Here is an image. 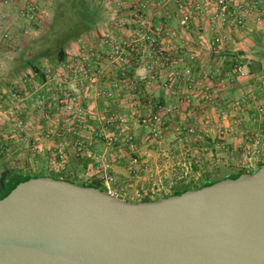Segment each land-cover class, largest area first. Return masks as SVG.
<instances>
[{"label": "built area", "instance_id": "obj_1", "mask_svg": "<svg viewBox=\"0 0 264 264\" xmlns=\"http://www.w3.org/2000/svg\"><path fill=\"white\" fill-rule=\"evenodd\" d=\"M10 1H16L19 13L27 20L26 22L37 25L43 22L45 10L40 6V0H24V4H20L18 0H3L5 3ZM160 1L165 3V0ZM247 1L242 0L238 4H233L231 0H180L177 11L166 10L163 14L164 22L157 25L148 17L149 2H137L133 5L134 20L131 23L140 28L137 34L133 31L131 37L126 38L113 32H105L100 37L103 51L97 52L94 45H88L85 51L71 54L64 63L46 69L45 80L40 83L34 82L33 77L12 81V87L0 97V102L5 101L7 104L6 109L0 113V123L7 125L9 137L25 142L32 138L33 133H38L41 139L53 141H58L64 135H73L76 141L72 143L71 148L79 153L81 134L77 129H84L88 116L90 117L82 98L85 99L91 92L97 97L115 99L124 88L136 89V68L137 79L144 84L146 91L165 75L162 88L172 97L171 101L159 104L157 110L150 114L142 115L136 108L130 113L106 114L101 121V132L95 133L108 144L120 143L127 146L130 155V175L133 176L139 160L133 155L136 148L135 136L126 130L130 123L136 122L137 119L140 126L157 139L162 135V116L179 111L183 100L190 102L193 98V95H186L181 99L179 93L184 91L193 93L199 90L203 92V98L207 103L217 104L212 91L213 86L207 83L214 76H218L219 71L206 68L201 69L203 73L198 72L196 39L182 36L178 27L171 26V20H175L183 32L190 27L194 18L206 20L214 34L209 39L208 46L220 50L232 41L231 31L244 28L247 15L251 11H258L260 6L258 0L252 3ZM118 24L121 28L126 27L125 22ZM198 29L202 30L201 27ZM32 33L34 32H24L25 36L30 37ZM2 37L9 38L10 35L6 31ZM179 53L191 64H187L185 60L179 61L177 58ZM130 71L131 76L128 75ZM113 74L118 78L112 79L109 86H103L102 79H109ZM196 75L201 77L196 79ZM222 75L218 82L222 89L250 76L245 65L238 62H234ZM257 82L264 88V73L258 76ZM247 94L236 98L232 106L243 110L254 99L251 93ZM150 99L144 106L154 105ZM127 100L131 106L136 103L135 96ZM30 110L38 113L44 124L48 123L47 126L44 127L39 119L38 124L34 122L29 116ZM258 111L263 119L259 121L262 128L244 131L237 143V149L243 156L247 169L259 167L264 163V153L259 146L260 139L264 137V103L260 104ZM182 129L186 132L192 131L187 126H183ZM227 134L228 131L220 127L216 139L222 140ZM215 143L219 145L217 140ZM60 146V142L54 145L53 156L62 159L64 155L59 150ZM5 148L6 145L0 141V151ZM84 153L90 154V151L85 150ZM96 162L99 163L96 179L105 185L107 192L115 196L124 195L126 189L115 186L116 177L106 157L100 154L96 157ZM47 163L52 165L53 159L49 158ZM183 178L184 175H180L177 180ZM173 184L174 182H169L168 187L171 188Z\"/></svg>", "mask_w": 264, "mask_h": 264}, {"label": "water", "instance_id": "obj_2", "mask_svg": "<svg viewBox=\"0 0 264 264\" xmlns=\"http://www.w3.org/2000/svg\"><path fill=\"white\" fill-rule=\"evenodd\" d=\"M0 264H264V163L146 202L21 181L0 199Z\"/></svg>", "mask_w": 264, "mask_h": 264}, {"label": "rangeland", "instance_id": "obj_3", "mask_svg": "<svg viewBox=\"0 0 264 264\" xmlns=\"http://www.w3.org/2000/svg\"><path fill=\"white\" fill-rule=\"evenodd\" d=\"M116 1L103 0L104 5L110 7L108 9V14H110V16H108L110 19L117 21V23L125 22L126 27L129 29V26L134 20V11L132 9L133 5L136 4V0H118L120 4ZM173 2L177 3L178 0ZM163 4L167 6L169 2L167 4L162 2L160 6H150L148 17L153 21L162 22L165 12ZM154 10H156V12ZM117 27L119 26H116V28ZM117 29L122 30L121 27ZM178 30L183 34L182 36L187 37V34L179 27ZM40 31L41 30L37 31V33L39 34ZM192 33L191 35L196 34L195 32ZM131 34V32L128 33L126 37L129 35L131 36ZM31 35V37L37 36L34 33ZM29 38L30 36H20L19 43L22 44ZM80 41L79 46L75 50L72 49L70 51H75L76 53L83 50L85 51V48L89 44L84 38ZM4 43L5 41L0 34V78L7 76L8 62L13 57L12 52L5 47ZM242 45L247 47L245 44ZM95 47L97 52L104 50L100 43ZM241 49L247 51V48ZM233 52L238 55L241 54L238 48ZM115 78H118V76L113 74L109 79H102L101 84H103V86L107 84L108 86V83ZM242 88L240 85L229 91L230 95L228 97H231L229 100L225 98L227 102L221 99V97H224V91L217 93L220 97V101H218L216 105L207 103L203 98V92L199 90L193 93L185 91L179 93L178 95L181 96V99L186 95H193V98L190 102L183 100L180 104L179 111L162 116V135L157 139L149 135L146 130L140 126L137 119L136 122L130 123L126 130L129 133H133L135 136L134 144L136 148L133 155H136L139 163L136 167L135 175H133L131 178L132 180L129 181V184H131L130 187L128 186L127 191L129 197L122 194H118L117 196L129 202H136L147 196L156 198L164 193H170L174 187L179 186L181 183L193 186L198 185L203 179L204 172L210 173L211 177H218L225 172L239 169L255 172L258 169L257 166L250 169L245 167L243 156L237 149V143L244 131H248L251 128H256V130L262 128V125H259V121H263V119L258 111V107L261 104L260 98H263L264 93H262V91L250 92L252 95H255V98L251 100L248 106L243 110H238L232 106V102L236 98L245 95L244 92H241L243 90ZM152 89L153 88H150L148 91ZM160 91H158L157 88L153 89L155 95H162L163 101L164 99L167 101L169 99L172 100V97L169 96L166 91ZM134 96L136 98V93H134L132 89L124 88L118 97L119 102L114 101L117 105H115V108L111 111L105 108L106 104H103L104 102L102 100L104 98L94 96L93 93H89L88 97L85 99L82 98L83 105L90 115L88 119L98 122H96L95 125H91L87 120L84 129H77L81 134L80 138H82V140H90L89 138L95 133L101 132V121L106 114L130 112L133 106H131L127 98L132 99ZM140 103L141 107H136V110L140 114H150L154 111V105L144 106L143 102ZM6 106L7 104L5 101L0 102V113L6 109ZM33 112L32 110L29 111L30 118L37 124L39 119L44 127L47 126L48 123L44 124L41 116ZM239 122L241 124H239ZM183 126L191 128L192 131L186 132V130L182 129ZM178 127L180 129H177ZM220 127L228 131L227 136L222 140L216 139L217 130ZM9 136L7 125L0 123V141L6 145V148L0 151V178L3 173V166L22 173H34L40 168L41 161H48L49 158H52L53 164H48V168H46L47 171L55 173L63 172V176L75 178L71 180L79 184L93 180V167L99 164L96 162L97 156H92L97 165L90 163L86 169L84 167V162L77 160L76 154L78 153L71 148L72 142L75 139L73 135H64L58 139V141H53L41 139L38 133H33L32 138L26 142ZM96 138H98L96 139L97 141L102 139L104 143L98 147V149L108 151L109 154L113 153L116 158V150L128 151L125 145L120 143L108 144L103 138H99L98 136H96ZM216 140L219 145H216ZM57 142L61 143L59 150H61V153L64 155L62 159H60L59 156H53V148ZM259 146L264 153V137L260 139ZM85 150H90L88 145H83V148L79 151V158L83 157L84 159V157H87V155H84ZM71 166H74L73 171ZM180 175H184V178L182 180H177V177ZM169 182H174L171 188L168 187ZM101 188L105 190V185H101ZM130 196L132 198H130Z\"/></svg>", "mask_w": 264, "mask_h": 264}, {"label": "trees", "instance_id": "obj_4", "mask_svg": "<svg viewBox=\"0 0 264 264\" xmlns=\"http://www.w3.org/2000/svg\"><path fill=\"white\" fill-rule=\"evenodd\" d=\"M107 12L108 11L103 3V0H54L52 18L48 24L39 29L41 31L37 36L30 37L28 40L26 39V42L23 41L24 43L22 44L14 43L12 37H2L5 41V47L12 52L13 57L8 62L7 76L0 78V97H2L10 87H12V81H18L20 79L30 77L38 80V82L44 81L45 70L56 67L67 61L70 58L69 51L75 44L80 42L82 38L86 36H93L96 39L100 38L103 35L102 29L104 28V24L108 21ZM129 27L135 28L133 31H136V34L140 29L135 24H132ZM230 60L233 63L238 62L240 64H245L244 59H236L234 56ZM230 60H227L226 62L229 63L231 62ZM249 67L250 73L257 71L255 66L251 65ZM128 75L131 76L132 71H130ZM134 93H136V97H138L140 102H143V105L144 103L147 104L150 99L149 93H147L144 84L139 81L137 77L136 89ZM102 100L104 102L102 103L106 104L107 98ZM150 101L154 104V111L157 110L159 104H164L161 100L153 101V99H150ZM96 122L98 121L88 119V123L91 125H95ZM89 139L90 140H82V138H80V147L83 148V145H88V148L92 153L97 152L98 147L104 144L102 139H99L98 141L96 140L98 138H96L95 134ZM75 141L76 139H74L72 143ZM79 156V153L76 154L77 160L84 162L85 168H88L90 163L95 164L92 156L89 155L84 157V159L83 157L79 158ZM46 168H48V163L44 160L41 161L38 171L34 173H22L16 171L15 169H9L3 166V173L0 178V199L10 193L17 183L31 178L53 177L55 179H64L75 183L71 180L75 178L63 176V172L55 173L47 171ZM73 168L74 166H71L72 171ZM244 173L251 172L246 169H239L236 171L225 172L218 177H211L210 173L204 172L203 179L198 185L193 186L181 183L179 186L174 187L170 193H164L156 198H150L147 196L137 200L136 202L159 200L172 195L181 194L188 190L199 189L224 179H235ZM76 184L97 187L103 190L101 188V185H103L102 182L94 178L89 182ZM103 191H107L106 187Z\"/></svg>", "mask_w": 264, "mask_h": 264}, {"label": "crops", "instance_id": "obj_5", "mask_svg": "<svg viewBox=\"0 0 264 264\" xmlns=\"http://www.w3.org/2000/svg\"><path fill=\"white\" fill-rule=\"evenodd\" d=\"M20 4H24L25 1L24 0H18ZM116 1V0H114ZM137 1H148L149 2V7L150 6H160V4H162V1L160 0H136ZM165 4H167L169 2V4L164 5L163 7L166 10L169 11H177V3H174L173 1L175 0H165ZM180 1V0H178ZM242 0H231V2L233 4H238L240 3ZM253 1H257V0H248L247 2H253ZM260 2V6L258 11H251L248 15H247V19H246V25L245 28H240V29H236V30H232L231 31V37H232V41L226 45L224 48H221L220 50H215V49H211L208 46V41L210 38L213 37V33L212 31L209 29V26L207 25V21L203 20L202 18L196 17L194 18L191 23H190V27L187 30H184V32L187 34L188 39H196L197 41V45L195 48V51L197 52V62H199V64L197 65V70L198 72H204L201 69H206L209 68L211 70H216L219 71V75L218 76H214L207 84H210V86H213L212 91L214 92L215 96H218L217 93L224 91V97H221V99L223 101H226V99H230V97H228L230 95L231 90L234 89V87L240 86L241 88L243 86V90L241 92L244 93H250V92H254V91H262V93H264V88H262L258 82H257V78L260 74L264 73V0H258ZM117 3L120 4V2L117 0ZM40 6L45 10V13L42 17V23L40 25L37 24H33V23H29L26 22L27 20H24L20 13H19V9H18V4L16 3V1H10L9 3H5L3 2V0H0V34L3 35L6 31L9 33L10 37H12L13 42L16 44H19V38L20 36H25L24 32L28 31V32H34V34H38L37 31H39L40 28H43L46 24H48L52 18L53 15V6H54V0H40L39 1ZM173 5V7H172ZM107 11L109 12V8L108 5H105ZM120 8V7H119ZM154 8V7H153ZM156 12V10H154ZM107 15L110 16V14ZM108 16V21L106 24H104V28L102 29L103 34L105 33V31H109V32H113L115 35L117 36H121V37H126V35H128V33H133V30L135 28L133 27H129V29L127 27H123L122 30H119L116 28V26H119V24L117 23V21H114L112 19H110ZM158 23H162L163 21H157ZM155 20V25H157L158 23ZM171 26H176L179 27L180 29H182V27L180 25H178V23L175 20H171ZM132 25V24H131ZM130 25V26H131ZM38 26V27H37ZM198 27H201L202 30L199 31ZM130 30V31H129ZM244 30V31H242ZM196 33L195 35H191V33ZM192 33V34H193ZM183 35V34H182ZM98 37V36H97ZM131 37L130 35L127 36L126 38ZM243 38V39H241ZM84 40H86L88 42L89 45H94L97 46L100 41L101 38L96 39L95 37H91V36H86L84 37ZM243 41V42H242ZM81 42V41H80ZM101 44V43H100ZM242 44H245L247 47H244ZM79 46V42L77 44L74 45V47L72 49H76ZM240 49L241 53L240 55L236 54L235 51L236 49ZM241 48H247V51H243L244 49ZM71 49V50H72ZM246 50V49H245ZM75 52V51H74ZM73 51H69L70 55L71 54H75ZM236 57V59H244L245 60V67L247 69V71L249 72V77L247 79H243V80H238L236 82H234L233 84H231L230 86H228L226 89L220 88L219 85V81L222 79L221 77H223V73L230 69L232 67L233 62L230 60L232 59V57ZM177 58L179 59V61L185 60L187 64H191V62H189L188 60H186L185 56L181 53L178 54ZM230 60L231 62L227 63L226 61ZM255 66V69L257 70L254 73H250V67L249 66ZM137 68H136V77H137ZM198 73V74H200ZM220 76V77H219ZM166 76H162L160 78L159 81H157L152 88H157L158 91L163 90L165 92V90L162 88V82L164 81V79ZM201 76L200 75H196V79H199ZM113 78V77H112ZM34 82H38V80H34ZM40 83V82H38ZM110 85V83H108V86ZM107 86V84H106ZM162 89H161V88ZM160 88V89H158ZM153 89L151 91H147V93H149L150 98L153 99V101H159L161 100L162 102H169L171 101L170 99L167 101L164 99H162V95H155L153 93ZM132 91H135V89H132ZM161 92V91H160ZM91 93V92H90ZM248 93V94H249ZM226 94V95H225ZM252 95V93H251ZM161 99H160V98ZM253 97L255 98V95L253 94ZM117 99V100H116ZM116 99H107L106 101V109L108 110H113L115 108V104L114 101L119 102L118 98ZM216 102L220 101V97H215ZM260 103H264V95L263 98H260ZM232 100V98H231ZM105 101V100H104ZM227 102V101H226ZM256 102V99H255ZM164 103V104H165ZM133 108L141 107V103L140 100L138 99V97H136V103L134 105H132ZM132 108V109H133ZM132 111V110H131ZM130 111V112H131ZM128 112V113H130ZM34 113V112H33ZM90 151V150H87ZM100 154H103L106 159L110 162L111 164V170L114 173L115 177H116V182H115V186L116 187H125L126 191L125 194L127 197H129L128 195V186L130 187L131 184H129V181H131L132 176L130 175V167H129V153L127 150H116L115 154L117 156L114 157L115 155H113V153H108V151H102L100 149H98L97 152L92 153L90 151L89 153H85L84 155L87 156H98ZM96 164V163H95ZM97 165V164H96ZM98 165L96 167H93V174H94V179H96L97 177V172H98ZM87 169V168H86ZM130 198H132L130 196Z\"/></svg>", "mask_w": 264, "mask_h": 264}]
</instances>
